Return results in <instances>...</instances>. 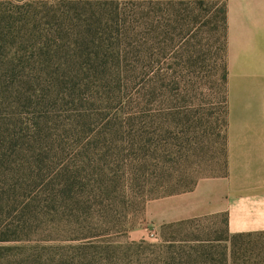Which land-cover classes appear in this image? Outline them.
Returning <instances> with one entry per match:
<instances>
[{"label": "trees", "instance_id": "16d2710c", "mask_svg": "<svg viewBox=\"0 0 264 264\" xmlns=\"http://www.w3.org/2000/svg\"><path fill=\"white\" fill-rule=\"evenodd\" d=\"M88 3L0 0V204L6 202L3 208L7 219L1 234L10 232L12 225L29 223L32 216L46 211L58 197L71 198L76 183L71 181L69 164L58 167L55 163H94L100 154L103 163H137L129 168L131 179L126 186L133 190L147 186V195L138 196L143 197L142 201L190 192L201 179L197 177L184 188L199 169L180 164L196 155L195 136L188 126L199 111L178 103L164 109L166 77L152 73L156 54L148 48V39L132 44L119 39V35H107V26L103 28L96 11L85 16ZM112 11L110 21L117 24L119 5ZM222 22L221 101L228 104L224 7ZM162 55L158 54L160 59ZM194 57L188 54L184 59L189 63ZM204 60L205 56L195 58V62ZM173 76L181 78L177 71ZM155 103L163 107L159 115H152ZM227 112L222 119L224 163ZM54 167L59 180L65 178L66 182L57 183L52 177L50 170ZM142 168L149 177L141 184L135 178L144 173ZM92 187H97L93 190L95 196L101 194L100 186ZM140 190L141 187L137 194ZM20 199L26 201L23 207L16 206ZM79 200L88 205L87 192H82ZM67 213L73 216L71 210ZM223 220L228 235L227 222ZM242 239L251 238L228 235L234 254L239 248L237 240ZM8 240L11 239H0ZM168 242V246L159 247L162 264H228V258L233 264L228 247L227 253L226 248L220 254L215 247L217 256L195 261L187 253L202 254L203 250L188 247L186 251ZM248 262L249 259L245 263ZM253 263L262 264L259 258Z\"/></svg>", "mask_w": 264, "mask_h": 264}, {"label": "rangeland", "instance_id": "374dc122", "mask_svg": "<svg viewBox=\"0 0 264 264\" xmlns=\"http://www.w3.org/2000/svg\"><path fill=\"white\" fill-rule=\"evenodd\" d=\"M87 1L85 16L90 17L92 11H96L103 28L107 26V35H119V39L132 44L148 39V48L156 54L152 73L159 72L166 77L163 98L167 106L164 109L178 103L199 111L188 126L195 136L196 155L180 163L199 171L185 182L184 188L197 177L223 175L228 163H224L222 119L229 106L221 101L223 0ZM118 5L121 10L118 23L113 24L110 21L114 16L112 10ZM158 54H163V58L160 59ZM188 54L205 56L206 60L195 62L194 57L188 63L184 59ZM175 71L181 78L173 76ZM244 94L257 95L258 92L245 90ZM160 108L163 107L155 103L152 115L161 114ZM102 159L103 154H100L94 163H55L58 167L69 164L71 181L76 183L71 198L58 197L46 211L32 216L25 225H12L11 231L5 235L1 230L7 220L3 208L6 202L0 204V239H11L0 241V264H162L159 247L168 246V241L174 247H184L186 251L188 247L203 250L202 254L187 253V257L195 261L217 256L215 247L219 248L220 254L224 248L227 253L228 235L224 231L222 217L194 220L170 228L154 223L150 216L156 220L161 214L162 198L142 201L143 197L138 196L147 195V186H136L134 190L126 186L131 179L129 168L137 163H103ZM142 169L144 173L137 174L135 178V181L141 180V184L149 177L147 170ZM57 172V167L50 170L57 183L66 182L65 178L59 180ZM24 180H27L26 175ZM92 186H100L101 194L95 196L93 190L97 187ZM140 187L141 193L137 194ZM82 192H87L90 198L88 205H82L79 200ZM24 205L26 201L20 199L16 206ZM153 206L155 212L150 214ZM68 210L73 216L69 217ZM200 240L202 243H197ZM237 245L239 248L235 254L230 251L233 264H244L248 259L250 262L245 264H256L254 259H264V238L237 240Z\"/></svg>", "mask_w": 264, "mask_h": 264}, {"label": "crops", "instance_id": "0c3cea01", "mask_svg": "<svg viewBox=\"0 0 264 264\" xmlns=\"http://www.w3.org/2000/svg\"><path fill=\"white\" fill-rule=\"evenodd\" d=\"M223 2L229 92L226 172L199 179L190 192L162 198L161 214L150 219L168 225L219 216L226 219L229 236L260 239L264 238V0ZM245 90L258 94L245 95ZM227 245L229 257L228 241ZM260 262L264 264V259Z\"/></svg>", "mask_w": 264, "mask_h": 264}]
</instances>
